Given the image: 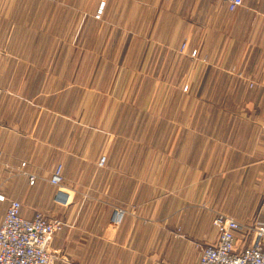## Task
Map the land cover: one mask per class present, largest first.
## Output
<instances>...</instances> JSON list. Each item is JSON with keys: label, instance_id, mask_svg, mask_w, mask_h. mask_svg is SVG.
<instances>
[{"label": "crops", "instance_id": "1", "mask_svg": "<svg viewBox=\"0 0 264 264\" xmlns=\"http://www.w3.org/2000/svg\"><path fill=\"white\" fill-rule=\"evenodd\" d=\"M0 152V222L62 219L55 264H193L216 213L264 217V0H0Z\"/></svg>", "mask_w": 264, "mask_h": 264}, {"label": "built area", "instance_id": "2", "mask_svg": "<svg viewBox=\"0 0 264 264\" xmlns=\"http://www.w3.org/2000/svg\"><path fill=\"white\" fill-rule=\"evenodd\" d=\"M221 1L229 11H234L243 4V0ZM185 46L183 42L179 51L184 50ZM189 54L196 57L198 51L191 49ZM104 162L105 155H101L98 164L103 165ZM20 165L24 166L25 162L21 161ZM24 173L28 176L29 184H33L34 175ZM48 180L56 187L53 201L59 206H66L71 200V194L62 185L61 163L54 166ZM0 201H5L2 193ZM20 207L18 200L9 199L0 222V264H55V255L49 249V242L54 232L66 223L60 218L48 217L41 211H35L30 217H26L21 214ZM122 217L123 211H116L112 223L119 224ZM211 225L215 231V239L200 248L193 264H264V217L252 227L245 228L235 218L216 213ZM238 232L252 234L253 240H248L241 248H237L235 239Z\"/></svg>", "mask_w": 264, "mask_h": 264}, {"label": "rangeland", "instance_id": "3", "mask_svg": "<svg viewBox=\"0 0 264 264\" xmlns=\"http://www.w3.org/2000/svg\"><path fill=\"white\" fill-rule=\"evenodd\" d=\"M6 5H4L5 7ZM45 5H29V4H20L19 5V13H25L28 9H36V8H39V10H42V8L44 7ZM58 5H51V7H55L54 9H51L52 11L55 10L57 11ZM6 8V7H5ZM4 8V10H5ZM103 5H100V4H84L83 5V14L87 13V11H92L93 13V16L95 17V19H100V16L103 12ZM6 11V10H5ZM99 13V16L97 15ZM99 17V18H98ZM102 37H100V41H101ZM118 114H116L115 116V123H123L124 120H123V113L122 111H117ZM149 112V116H148V122L149 123H153L154 122V119L156 118V111H148ZM137 114H138V111H131V114H130V121H127V122H131V123H138L139 122V119L137 117ZM94 119H97L99 118V116L97 115V113L92 117ZM107 122V117H106V113L103 115L102 119H101V123H106ZM126 122V121H125Z\"/></svg>", "mask_w": 264, "mask_h": 264}]
</instances>
